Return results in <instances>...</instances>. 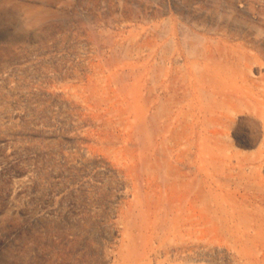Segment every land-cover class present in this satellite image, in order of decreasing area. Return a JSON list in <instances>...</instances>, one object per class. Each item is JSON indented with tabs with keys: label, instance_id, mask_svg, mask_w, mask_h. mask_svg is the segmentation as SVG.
I'll use <instances>...</instances> for the list:
<instances>
[{
	"label": "rangeland",
	"instance_id": "1",
	"mask_svg": "<svg viewBox=\"0 0 264 264\" xmlns=\"http://www.w3.org/2000/svg\"><path fill=\"white\" fill-rule=\"evenodd\" d=\"M0 264H264V0H0Z\"/></svg>",
	"mask_w": 264,
	"mask_h": 264
},
{
	"label": "bare ground",
	"instance_id": "2",
	"mask_svg": "<svg viewBox=\"0 0 264 264\" xmlns=\"http://www.w3.org/2000/svg\"><path fill=\"white\" fill-rule=\"evenodd\" d=\"M150 180V179H149ZM200 205V203H199V200H198V196H196L195 198H194V200L192 201V203H191V209L193 210V208H196V207H198ZM194 211V210H193ZM141 215L144 217V212L141 210Z\"/></svg>",
	"mask_w": 264,
	"mask_h": 264
}]
</instances>
